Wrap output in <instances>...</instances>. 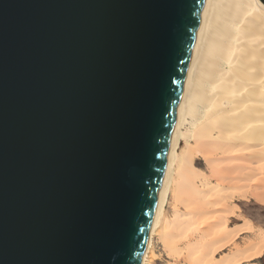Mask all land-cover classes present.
<instances>
[{"label": "water", "instance_id": "95a60500", "mask_svg": "<svg viewBox=\"0 0 264 264\" xmlns=\"http://www.w3.org/2000/svg\"><path fill=\"white\" fill-rule=\"evenodd\" d=\"M205 5L0 0V264H143Z\"/></svg>", "mask_w": 264, "mask_h": 264}, {"label": "bare ground", "instance_id": "6f19581e", "mask_svg": "<svg viewBox=\"0 0 264 264\" xmlns=\"http://www.w3.org/2000/svg\"><path fill=\"white\" fill-rule=\"evenodd\" d=\"M198 154L204 157L216 178L227 183L233 180L232 185L236 183V192L243 198L251 193L263 201L264 4L261 0H206L143 261V264L155 263L157 238L173 261L171 264H255L264 251V233H257L246 224L229 225L236 210L224 204L223 197L218 198L221 196L214 193L217 190L214 185L211 196L207 197V188H201L207 187L205 177L196 171ZM169 205H182L183 211L176 210L180 212L171 219ZM239 240L246 246L241 247ZM232 247L236 248L233 254L215 259ZM182 251L186 254H181Z\"/></svg>", "mask_w": 264, "mask_h": 264}, {"label": "rangeland", "instance_id": "374dc122", "mask_svg": "<svg viewBox=\"0 0 264 264\" xmlns=\"http://www.w3.org/2000/svg\"><path fill=\"white\" fill-rule=\"evenodd\" d=\"M263 4H264V2H263ZM185 150H186V148H185ZM196 157L198 158L197 159V164H196V168H197L196 171H198L197 172L198 174H202L205 177L204 178V181H205L204 182L205 183L204 185H207V187L206 186L204 187L202 185L201 188L202 189L203 188H205V189L207 188L206 189V191H207V197H210L211 196V193H212L211 190H212V187L214 185L216 187V189H217V190L215 189L216 191L214 193L215 194L217 193L216 194L217 196H221V197H218V198H221L222 199V197H223V202H226L224 204L233 206L232 211L236 210V211H234V214H235V217H237V219L235 217L233 218L231 216L230 217V219H231L230 222L231 223L229 222V225L230 226H233V225H236V224H242V226H243V225L246 224L247 226L253 227L256 232L258 231L257 233H259V232L260 233H264V198H263V201H259L258 199H256L254 197V195L252 196L251 193H249L247 196H245V198H243L242 195H239L236 192V189H237L236 188V185H235L236 183H234V185H232L233 184L232 183L233 180L232 181L230 180V182L227 183L226 180L219 179L218 177L216 178L213 175V172L214 171L210 169V167L208 166V163L206 162V160L204 159V157H202L200 154H198ZM196 180L199 183L201 181L199 179H196ZM223 181L224 182L226 181V184H224ZM218 182H221V183H218ZM218 184H220V185H218ZM222 186H223L224 189L222 188ZM208 187H210V188H208ZM219 188H221V189H219ZM225 189H228L229 191H227ZM218 190H221V192L218 191ZM230 190H232V192H234L235 194L232 193ZM206 191H204V194H206L205 193ZM219 192H220V194H218ZM223 192H225V194H223ZM229 192H231V193L229 194ZM221 193L223 194V196L221 195ZM227 198L228 199L230 198V200H229L230 202L227 200ZM224 200H226V201H224ZM175 206L174 205H171V206L169 205L167 207L168 216L171 219H173L175 217L176 213H178L180 211H183L182 205L181 206L180 205L178 206L179 209H178L177 206L176 207ZM176 210H180V211H176ZM248 236L249 237H252V235H248ZM248 236H245V238L246 237L249 238ZM188 242H189V240L187 239L186 244ZM238 244L241 247H245L246 246L244 244L243 240H239L238 241ZM154 250H155V254L157 256V259L155 260V263L154 264H171L173 262L172 260H169V258L167 257V254L164 253L162 244L157 240V238L154 240ZM235 250H236V248H233V247L232 248H228L225 251H223V253L221 252L217 256H215V257H218V258H215V259L216 260H221L224 257H226L228 254H233L235 252ZM183 251L186 252V250H183ZM183 251H182L181 254H183ZM185 252H184L183 255L186 254ZM182 262H183V260H182ZM211 263L212 262H209V264H211ZM254 263L255 264H264V251H263V253H262V255L260 257H258V258L255 259Z\"/></svg>", "mask_w": 264, "mask_h": 264}]
</instances>
